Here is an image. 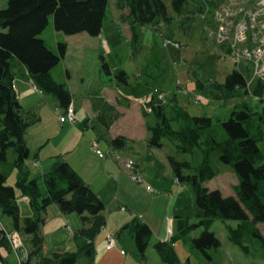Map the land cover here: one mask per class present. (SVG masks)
<instances>
[{"label": "trees", "instance_id": "trees-1", "mask_svg": "<svg viewBox=\"0 0 264 264\" xmlns=\"http://www.w3.org/2000/svg\"><path fill=\"white\" fill-rule=\"evenodd\" d=\"M216 0H117L122 18L130 25L133 37L139 40V28L145 25L172 24L177 13L181 26L193 20L197 13L210 12ZM110 0H8L0 8V209L12 219L14 229L29 237L30 246H24L27 255L20 264H76L80 256L96 262L95 241L107 222L106 203L81 174L67 161L58 156L53 168L39 177H30L25 167L32 151L26 136L28 127L39 120L36 112L27 110L19 100L13 60L19 59L34 83L41 90L55 95L59 110L68 111L74 94L66 83L58 82L52 71L66 56L68 44L59 43V52L50 48L40 34L54 15L59 31L73 35L87 32L97 36L102 32L107 18ZM128 9V11H126ZM103 67L109 74H116L128 83L125 70L114 73L108 61L101 56ZM249 67L234 68L225 81L212 82L217 90L212 95L219 100H229L236 91L244 89L247 95L257 97L261 107L252 106L247 100L240 101L231 110L229 117L209 114H192L178 102L168 109L165 102L155 98L142 103V115L149 122L148 145L164 147L168 139L176 145L179 154H190L191 159L168 154L174 178L188 184L195 193L201 209L200 219L192 222L189 217L178 216L177 232L169 240L155 244L163 264H179L175 241L193 230L203 231L193 242L211 260V249H218L222 241L211 229L214 221H225L228 238L247 255L264 254V151L260 141L264 140V82L257 80L250 89L247 85ZM198 84L202 85L198 80ZM124 98H127L124 96ZM128 100V98H127ZM120 104L122 102L120 101ZM92 106L100 124L110 129L121 116L115 104L101 95L92 96ZM178 127H174V123ZM111 144L115 150L126 149L128 138L117 135ZM230 164L238 182L234 195H224L219 188L205 185L207 180L219 174L218 162ZM16 172V186L7 184ZM19 189L28 197L32 215L23 216L19 202ZM55 204L63 214L76 212L82 226L74 233L77 250L44 251L42 225L46 221L48 207ZM235 220V224L228 221ZM260 224H263V229ZM129 230L136 243L140 257L146 264L147 249L153 236L149 223L135 216L119 231ZM10 248L4 228L0 227V247Z\"/></svg>", "mask_w": 264, "mask_h": 264}, {"label": "rangeland", "instance_id": "rangeland-1", "mask_svg": "<svg viewBox=\"0 0 264 264\" xmlns=\"http://www.w3.org/2000/svg\"><path fill=\"white\" fill-rule=\"evenodd\" d=\"M220 1L222 0L214 3L216 6L211 7L210 13L209 11L197 13L192 21L185 23L184 27L181 26V17L177 13H174L175 18L171 25L162 23L141 26L139 40L133 37L130 25L122 18V10L118 8L117 0H110L106 21L102 32L97 36L89 35L87 32L70 35L57 30L53 14L50 16L48 26L40 34V37L44 38L50 48L57 53L60 42L68 44L66 56L60 60L52 73L58 82L66 83L73 92L78 108H89V102L96 94L105 97L109 102L111 101L110 103L113 102L112 104H115L117 108L119 98L124 100V96L127 95L131 99V106L124 104L119 109V111L125 110L126 113L112 129L102 127L97 119L90 117L89 127L82 125V128L95 135L94 137L99 140V146L101 145L107 155L113 152L111 144L113 136L115 137L118 133L125 134L131 152L124 150L121 155L117 153L116 159L125 166L123 160L126 158L125 152L128 151L127 158L132 159L133 165L129 160V167L122 168V173L116 162L103 166L101 163L95 164L89 161L90 168L89 166L85 168L90 174L88 178L94 183L95 189L100 191L101 198L106 203L105 213L111 208L114 214L120 205L125 206V213L129 215L130 221L135 216H139L152 226L153 236L146 252L151 264H163L155 244L159 240L171 239L177 232L178 216L189 217L192 222H197L202 211L191 186L179 183L174 178L167 161V155L170 153L182 159H191V155L179 154L176 145L168 139L165 140L162 148H151L148 145L150 137L148 124H154V119L151 116L148 122L141 115V103L155 98L157 102L167 103L168 109L172 110V104L178 102L192 114L224 115L226 118L240 101L247 100L254 107L263 105L259 98L247 95L241 88L229 100H219L212 95V91L217 89L211 83H223L228 73L235 68L232 55L220 45L228 46L231 50L232 46L239 47L241 51L243 43L247 42L244 46L253 48L256 46V40L264 36V8H262L264 0H229L228 5L219 7ZM167 2L170 5V0ZM7 5L8 0H0V8ZM255 7L260 9L256 16L250 18L251 9ZM218 8L219 10L216 11ZM241 10L247 11L243 12L246 19L243 16L240 21L231 23L230 19L223 18ZM215 11L217 18L210 15ZM205 14L211 21L206 20ZM101 56L108 61L114 73L125 70L128 83L116 74H109V71L103 67ZM241 62L246 63L250 68L248 74L250 81L264 82V79H261L264 78V73L257 75L260 78L252 79L251 71H256V66L251 59L243 58ZM12 69L16 76L26 72L25 66L17 58L13 60ZM198 80L202 85L198 84ZM254 84L250 86V89ZM31 88L39 93L38 102L26 109L36 112L39 120L28 127L26 136L28 139L33 137L34 143H37L42 134L52 136L59 132L62 123L60 121L58 123L55 116L60 120L64 112L59 110L55 95L41 91V88L33 83ZM178 126L175 122L174 127ZM88 140L89 137L86 136L72 155L87 156L88 145L95 149L94 143L92 145L91 140ZM47 144L53 146L51 142ZM260 146L264 151V140L260 141ZM34 153L32 152L26 160L25 167L39 177V182L43 185V179L40 176L43 173L41 168L39 170L36 164L31 165ZM218 167L219 174L207 180L205 185L211 189L219 188L224 195H234V185L237 184L238 177L233 167L222 161L218 162ZM135 168L138 170H132ZM134 175L142 177L141 181L135 180ZM16 176L14 172L7 184L16 186ZM17 192L20 196L22 215H32L29 200L21 196L19 189ZM68 216L71 220L67 222L61 223L54 218L52 220L49 218L50 221L42 225L45 252L50 254L59 249L77 250L74 231L81 227L82 221L76 212ZM228 222L235 224L237 221ZM66 223H68L67 227H65ZM260 226L263 229V224ZM0 227L5 229L10 244L9 249L5 245L0 247V264H6L4 258L9 264H20L27 255L24 246H30L29 237L15 230L12 219L4 215L1 209ZM211 229L222 241L218 249H211L213 258L207 259L193 242L194 238L203 231L201 227L175 241L180 258L179 264L264 263V256L260 252L252 254V257L229 240L224 220L217 218ZM119 234L121 237V233ZM103 235L101 233L99 237V247L108 242L102 240ZM129 235V230L125 229L120 242L121 247H124L127 252L121 253L118 246L109 248L111 251L105 250L104 253L111 256L110 262L102 260L103 264H129L130 262L127 261L129 259L131 264H139L140 261L146 264L138 253L135 241ZM114 250H117V253H112ZM97 260V263L102 264ZM76 264L93 263L89 257L82 255Z\"/></svg>", "mask_w": 264, "mask_h": 264}, {"label": "crops", "instance_id": "crops-1", "mask_svg": "<svg viewBox=\"0 0 264 264\" xmlns=\"http://www.w3.org/2000/svg\"><path fill=\"white\" fill-rule=\"evenodd\" d=\"M31 83L35 84L34 81L32 80V78L30 77L29 73L27 72V69H26V72H24V73L21 72V74L19 76L15 77V85H16V90H17L19 100L21 101L23 106L25 108H28V109L31 108L35 102L36 103L38 102L37 99L39 97V93L34 91L31 88ZM125 96L128 98V100H127V98H125L124 100L119 98L117 100L118 109L123 107L122 105H124V104L126 106L132 105L130 97L127 95H125ZM120 101L122 102V104H120ZM72 107H74V109L76 111V120L75 121H71L68 118H66L65 120H62V119L59 120V118H57V116H55V119L58 121V123H59V121H60V123H62L61 128L56 135L51 136L49 134L44 133V134H42L41 138L39 139V141L37 143H34L35 140L33 137L28 139L31 151L35 152L34 153V160H31V165L36 164V166H38L39 170L41 168V172H43V173L40 176L42 177L43 174L49 172L53 168V165L56 162V158L58 156H60L61 159L69 162L101 197V194L99 193L100 191H97L95 189L94 183L88 178V176H90V174H89L88 170L85 168V167L90 165L88 162L91 161V162H94L95 164L101 163L103 166H108L109 163L112 164V163L116 162L120 167L119 168L120 172L122 173V168H124V167L127 168V166L129 167V164H128L129 160H130L131 164L133 165L132 159L127 158V153H128V151L131 152V150H130L129 144H128L126 149L115 150L113 148V152L111 153V155H107L105 153V156H100V154L97 152L96 149H93L90 145H88L87 150H88L89 154L87 156L80 157L79 154L73 156L72 153H74L77 150L79 144L81 143V141L86 136L89 137L88 141L91 140L92 145L95 142L99 144V140L96 139V137H94L95 135L92 132L89 133L88 130L84 131V128H82V125H84L85 127H89V123H91V120L89 119V117L91 119H97L98 120L97 113L94 111V109L92 107V101L89 102V105H88L89 108H85V109L80 108V107L78 108L77 105L75 104V101H73ZM124 108H122V109H124ZM63 112H65V111H63ZM120 112H121V116L113 123V125L110 127V129H112L119 122L120 118H122L126 113L125 110H120ZM141 115H142V111H141ZM68 121H70V122H68ZM117 135L126 136L123 133H118L115 135V137ZM147 137H148V135H147ZM113 138H114V136H113ZM146 139L148 140V138H146ZM31 141H33V143ZM49 142H51L53 144V146L48 145L47 143H49ZM31 144H33V145H31ZM45 145H47L49 147L46 148ZM98 148H100L102 151H104L102 149L101 145ZM124 150H128L127 152H125L126 158H124V160H123L125 162V166L120 160L116 159V157H118L117 153L121 155ZM114 151L116 152V154ZM121 157H123V156H121ZM82 167H84V168H82ZM89 168H90V166H89ZM140 168L142 171V167H140ZM132 170H138V168H135ZM29 172H30L31 178L36 177L35 175H33L34 173H31L30 170H29ZM21 196L23 198L28 199V197L24 196L22 194V192H21ZM19 198H20V196H19ZM20 206H21V202H20ZM118 208L119 209L117 211H114V214H113V211H111V208H110L109 212L106 213L107 222L99 234L100 235H101V233L104 234L102 237V240H104L105 242H107L108 236L114 235V237L117 240V243L115 246H113L111 248H116L118 246V248H120V250H121V253L124 254L127 251L124 247H121V245H120V242L122 240V234L120 237L119 231L125 224L130 222V217L128 214L125 213V211H126L125 206L120 205ZM21 209H22V207H21ZM49 218H51V220L54 218V220H58L59 222L62 223V222H67L70 219V216H68V214H63L55 204H52L48 207V210L46 213V221L44 223H46L47 221H50ZM142 220H144V219H142ZM67 226H68V223L65 224V227H67ZM76 231H74V233ZM100 235L97 236L96 241H95L96 251H97L96 252V259H98L97 261H99L101 263L103 262L102 260H104L105 262H110L111 258L109 259V257H111V256L107 255V253H104L105 250L111 251V249H109L107 247V243L105 245L102 244L100 247L98 246V241H99ZM129 237L131 238L130 235H129ZM123 251H125V252H123ZM45 253L49 254L47 252H45ZM112 253H117V250H114V252H112ZM262 255L264 256V254H262ZM251 256L253 257V255H251ZM263 260H264V258H263ZM4 261L6 264H9V262L5 258H4ZM127 261L130 262L129 264L132 263L131 259H129ZM139 264H144V263H141V261H140ZM227 264H243V263H227ZM260 264H264V263L260 262Z\"/></svg>", "mask_w": 264, "mask_h": 264}, {"label": "built area", "instance_id": "built-area-1", "mask_svg": "<svg viewBox=\"0 0 264 264\" xmlns=\"http://www.w3.org/2000/svg\"><path fill=\"white\" fill-rule=\"evenodd\" d=\"M229 3H230L229 0H226V1L222 0V1H220L219 7L220 6L222 7V6L228 5ZM262 8H264V7H262ZM259 9L260 8H256V7L255 8H252L251 9V16H250V18H253L254 16H256L255 14L257 13V11ZM217 10H219V8L216 9V11ZM216 11H215V13L211 14V17L217 18ZM243 12L245 13L247 11H244V10L243 11L241 10L239 12L235 11L232 14H230V16H224L223 18L230 19L231 23H233V21L236 22L237 20L240 21L243 18V16H245V19H246V15H244ZM209 21H211V20L209 19ZM216 22H215V24H216ZM259 35H261V34H259ZM256 41H257V43L255 44L256 46L253 47V48H250L249 46H244L247 43L246 42V43H243V47H242V50L241 51H240V48L239 47H233L232 46V50L230 49V54L232 55V57L235 60V63L237 65L246 64V63H242L241 62L243 60V58H245V59H248L249 58V59H251L253 61V63H255L256 71H251V76L253 77L252 79H254V78H260L257 75L258 74L260 75V74L264 73V36L262 38H258ZM235 44L236 43H234V45ZM252 44H254V42ZM228 48H230V47H228ZM261 79H264V78H261ZM254 82L255 81H253V80L250 81L249 78H248L247 85L250 87ZM66 116L71 121H75L76 120V112H75V109L72 106L67 111L66 115L61 116V119L62 120H65L66 119ZM94 146L96 147L97 152L100 154V156H104V152L101 151L100 149H98V143L95 142L94 143ZM133 178L135 180H137V181L140 182L142 177H139V176L134 175ZM107 241H108L107 242V247L108 248H111V247L115 246L116 245V242H117L116 241V238L113 237V235L108 236Z\"/></svg>", "mask_w": 264, "mask_h": 264}]
</instances>
